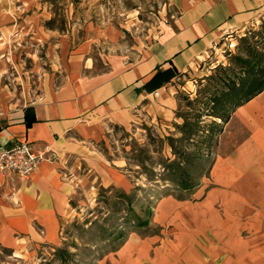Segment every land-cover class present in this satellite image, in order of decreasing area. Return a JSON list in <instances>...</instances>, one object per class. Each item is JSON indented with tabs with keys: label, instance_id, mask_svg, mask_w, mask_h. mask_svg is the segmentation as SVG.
I'll return each mask as SVG.
<instances>
[{
	"label": "crops",
	"instance_id": "obj_1",
	"mask_svg": "<svg viewBox=\"0 0 264 264\" xmlns=\"http://www.w3.org/2000/svg\"><path fill=\"white\" fill-rule=\"evenodd\" d=\"M25 5L0 0V144L48 143L57 158L41 162L26 180L0 174V252L10 251L0 264H37L42 249L58 244L71 200L89 182V167L101 185L130 184L90 147L84 130L105 121L130 127L138 119L173 118L178 91L189 89L188 74L203 75L198 59L225 35L264 17V0H185L158 53L128 66L110 60L97 67L77 50L57 70L59 83L48 80L25 93L9 81L12 47L20 53L32 45L28 56L37 75L35 52L41 38L50 40ZM170 65L177 76L155 90L144 88L157 69ZM181 76L186 81L174 82ZM183 193L161 196L144 231H130L106 264H264V89L231 113L208 177Z\"/></svg>",
	"mask_w": 264,
	"mask_h": 264
},
{
	"label": "rangeland",
	"instance_id": "obj_2",
	"mask_svg": "<svg viewBox=\"0 0 264 264\" xmlns=\"http://www.w3.org/2000/svg\"><path fill=\"white\" fill-rule=\"evenodd\" d=\"M20 1L39 16V30L50 34V40L40 39L35 52V62H41L37 75L32 73L33 61L28 56L32 45L20 53L16 52L18 45L12 47L16 56L10 55L9 81L15 92L24 88L27 93L31 88L40 89L48 80L59 83L57 70L77 50L97 67L110 60L128 66L158 53L175 31L174 20L185 0ZM263 34L261 17L210 46L196 64L202 67L203 75L192 78L188 74L192 79L188 91H178L179 105L173 118L153 123L138 119L130 127L105 121L83 131L90 147L126 175L130 184L101 185L89 167L84 172L89 173V182L85 181V187L71 200V214L61 223L58 244L42 249L36 256L37 264H106L105 258L130 231H144L161 196L182 197L183 192L191 193L206 180L225 125L206 115L212 106L209 97L225 85L219 79L206 78L216 67H233L235 57L244 56L254 40L262 46ZM20 36L24 41V35ZM1 48L0 55H4V45ZM184 81L183 76L174 80L179 84ZM8 254L10 251L3 249L0 257Z\"/></svg>",
	"mask_w": 264,
	"mask_h": 264
},
{
	"label": "trees",
	"instance_id": "obj_3",
	"mask_svg": "<svg viewBox=\"0 0 264 264\" xmlns=\"http://www.w3.org/2000/svg\"><path fill=\"white\" fill-rule=\"evenodd\" d=\"M261 45L259 46L254 40L244 56L235 57L236 63L233 67H216L214 74L205 77L207 80L219 79L225 85V88L209 97L212 106L206 115L219 118L225 124L236 107L264 89V41ZM178 74L179 72L172 65L163 70L159 68L146 82L144 88L149 91L155 90L170 82ZM143 223H147V220Z\"/></svg>",
	"mask_w": 264,
	"mask_h": 264
},
{
	"label": "built area",
	"instance_id": "obj_4",
	"mask_svg": "<svg viewBox=\"0 0 264 264\" xmlns=\"http://www.w3.org/2000/svg\"><path fill=\"white\" fill-rule=\"evenodd\" d=\"M57 158L53 147L44 143L35 145L29 140L0 144V174L4 179H29L41 162H50Z\"/></svg>",
	"mask_w": 264,
	"mask_h": 264
},
{
	"label": "bare ground",
	"instance_id": "obj_5",
	"mask_svg": "<svg viewBox=\"0 0 264 264\" xmlns=\"http://www.w3.org/2000/svg\"><path fill=\"white\" fill-rule=\"evenodd\" d=\"M217 120H220L219 118H216Z\"/></svg>",
	"mask_w": 264,
	"mask_h": 264
}]
</instances>
